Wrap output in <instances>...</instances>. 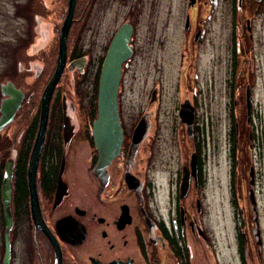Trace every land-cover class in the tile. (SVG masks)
Here are the masks:
<instances>
[{
	"label": "flooded vegetation",
	"instance_id": "af4514ba",
	"mask_svg": "<svg viewBox=\"0 0 264 264\" xmlns=\"http://www.w3.org/2000/svg\"><path fill=\"white\" fill-rule=\"evenodd\" d=\"M98 1L85 0L88 4L83 12L74 13L71 38L75 30L77 34L81 30L86 10L91 12ZM199 1L189 8L187 29L192 23L195 27L192 13ZM225 1L231 6L249 4V0ZM93 18L92 31L102 34L105 41L92 60L83 62L76 76L62 83L63 88L55 87L33 175L29 164L40 124V94L43 78L47 82L50 76L34 72L32 77L24 72H31L27 66L16 73L18 78L10 80L14 87L11 93H3L0 86V105L4 99L17 105L0 128V264L5 259L6 264H57L58 260L60 264H231L232 258L226 260L224 254H210L215 241L209 214L202 206L206 183L200 155L194 150L195 158L189 156L180 167L167 159L171 147L163 148L157 142L156 123L152 124L149 111L119 109V148L111 154L112 145L107 146L109 158L102 159L94 133L95 77L115 31L109 19L105 18L107 28L99 29L94 22L98 15L94 13ZM126 22L133 28L130 44L134 52L135 21L128 17ZM242 24L234 13L229 22L234 30L226 45L231 54L229 82L233 79L239 87L248 80L247 74L244 78L232 74L239 65L236 51L246 47L240 40H245L246 33H235ZM81 54L78 49L73 60L68 51L66 64H74ZM89 65L94 69L92 74ZM78 77L89 84L85 100L76 95ZM140 120L146 128L140 140L132 142ZM193 138L194 134L190 143ZM239 216L245 231L240 226L234 228L233 262L245 264L248 258L253 261L258 253L260 256L264 241L259 228L256 235L262 244L255 253V245L247 244L254 239H250V228L240 209ZM256 222L259 227L260 221Z\"/></svg>",
	"mask_w": 264,
	"mask_h": 264
},
{
	"label": "rangeland",
	"instance_id": "374dc122",
	"mask_svg": "<svg viewBox=\"0 0 264 264\" xmlns=\"http://www.w3.org/2000/svg\"><path fill=\"white\" fill-rule=\"evenodd\" d=\"M187 2L99 0L91 12L86 10L81 30L78 34L75 30L72 35L69 51L75 54L79 49L80 56L91 60L99 51L100 43L105 40L102 34L92 31L94 13L99 19L94 21L97 28H107L106 18L111 21L112 31L128 17L134 19L135 49L122 74L120 108L149 111L152 124L156 123L157 142L163 148L171 147L172 154L167 159L180 167L189 159L193 145L180 122L179 106L185 99L195 106L198 131L193 143L200 154L206 183L202 206L209 214L215 241L214 252L210 249V254H224L234 264V228L240 226L245 231L242 220L238 221L239 209L246 218L247 229L250 228V239H254L247 244L255 245L257 253L262 244V241L258 244L260 237L256 235L259 228L264 241V1L261 5L249 0L248 6H231L225 0H200L191 14L193 21L196 19L195 27L192 28V23L189 29ZM65 3L66 0H0V86L18 78L16 73L27 66L25 69L30 68L31 72H24L32 77L34 72H39L40 77L53 73L58 30L67 10ZM234 13L243 21V28L239 32L235 28V33L239 36L242 30L246 33L245 40L240 38L245 50L240 47L236 51L239 65L232 71L236 77L244 78L247 74L248 80L240 87L233 79L232 84L229 82L231 54L226 47L234 30L229 26ZM9 66L13 72L7 69ZM90 66L92 74L94 69ZM78 72L77 65L67 64L59 88ZM76 81L79 86L76 95L85 100L89 84L80 82L79 77ZM233 99L237 102L235 106ZM234 123L235 134L231 130ZM250 189L256 207L250 201ZM258 254L253 261L248 258L245 264H264V247Z\"/></svg>",
	"mask_w": 264,
	"mask_h": 264
},
{
	"label": "water",
	"instance_id": "95a60500",
	"mask_svg": "<svg viewBox=\"0 0 264 264\" xmlns=\"http://www.w3.org/2000/svg\"><path fill=\"white\" fill-rule=\"evenodd\" d=\"M75 2L76 0H68L67 13L63 20L58 36L59 45L56 67L47 85L45 86L41 97L39 130L29 164V171L32 175L34 173V167L36 165V161L42 145L51 95L56 83L60 78L66 62V38L70 25L72 23ZM194 2L195 0H190L189 5L193 4ZM131 30V26L128 24H122L119 27L112 39L111 44L108 47L100 72L97 97L98 117L94 123V133L96 135V141L100 154H103L102 159L105 160L109 158L110 154V149H107V146L112 145L113 153L111 154H114L115 151L119 148L121 142V129L117 112V93L121 72V63L131 54V48L128 46ZM8 85L10 88H3V90L6 93H11L13 89L10 86V83ZM14 108L15 107L12 106L11 101H3L1 105V111L4 114L0 118V127L4 125L5 122H7L6 120L9 119L8 116L13 113ZM193 114V108L186 100L183 104H181L179 115L182 121L187 124L188 132H190L191 130L194 116ZM143 132L144 125L138 124L133 134V142L138 141L141 138ZM250 176V184H253L252 170L250 171ZM250 196L252 198V202H254L252 189H250ZM4 264H6V259L4 261ZM57 264H60V260H58Z\"/></svg>",
	"mask_w": 264,
	"mask_h": 264
},
{
	"label": "bare ground",
	"instance_id": "6f19581e",
	"mask_svg": "<svg viewBox=\"0 0 264 264\" xmlns=\"http://www.w3.org/2000/svg\"><path fill=\"white\" fill-rule=\"evenodd\" d=\"M82 58L81 59H79V60H76L75 61V63H77L78 65H80V68H78L79 70H81V68H82V66H83V62H85V60H87L86 58H85V56H81ZM12 89H14V87L12 86Z\"/></svg>",
	"mask_w": 264,
	"mask_h": 264
},
{
	"label": "trees",
	"instance_id": "16d2710c",
	"mask_svg": "<svg viewBox=\"0 0 264 264\" xmlns=\"http://www.w3.org/2000/svg\"><path fill=\"white\" fill-rule=\"evenodd\" d=\"M84 2H79V3H77V9H78V12L77 13H80L81 12V10L83 9V6H84V4H83ZM234 128V125L232 126V129Z\"/></svg>",
	"mask_w": 264,
	"mask_h": 264
}]
</instances>
